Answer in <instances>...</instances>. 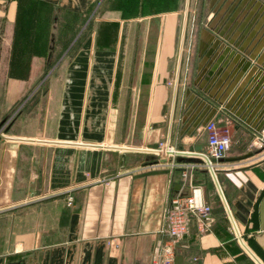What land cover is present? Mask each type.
<instances>
[{"label": "crops", "instance_id": "0c3cea01", "mask_svg": "<svg viewBox=\"0 0 264 264\" xmlns=\"http://www.w3.org/2000/svg\"><path fill=\"white\" fill-rule=\"evenodd\" d=\"M35 1L50 8L55 34L61 14L76 22L50 71L51 49L30 57L25 78L4 77L0 264H150L167 239L170 197L190 188L211 212L204 231L189 214L173 240L180 264H264L244 241L258 231L250 224L264 193V5L232 8L227 58H195L176 92L166 79L178 58L147 67L148 58L118 54L127 20L117 11L87 29L93 0ZM17 5L0 0V58H9ZM208 120L228 129L224 158H237L213 162V175L189 161L205 148ZM163 138L177 153L158 162Z\"/></svg>", "mask_w": 264, "mask_h": 264}, {"label": "rangeland", "instance_id": "374dc122", "mask_svg": "<svg viewBox=\"0 0 264 264\" xmlns=\"http://www.w3.org/2000/svg\"><path fill=\"white\" fill-rule=\"evenodd\" d=\"M131 1L93 0L90 4L88 20L85 22L88 24L87 29H90L96 18L103 15L105 10L117 11L121 19L127 20L124 21L118 54H121L122 58H148L147 67L152 65V58H172L173 62L174 58H178L176 73L174 68L170 69L166 79L167 86L175 82L176 92L179 90L180 80L181 83H184L186 76L187 78L192 77L191 75L188 77L187 74L193 68L195 58H227L232 29V24L228 25V18L232 17V8L249 5L252 8H259L264 5V0H146L145 7L141 8L138 7V4L134 7ZM24 11L23 17L25 18L26 9ZM59 17V30L56 31V34L52 31L54 23L48 26V33L44 32L45 28L42 23H45L47 18L43 17L45 21H42L39 31L34 34L36 35L35 39L31 40L28 45L29 52L33 49L30 56L23 54L25 51H21L20 54L14 51L12 29L9 58H0V102L2 101L4 77L25 78L32 59L30 57L35 55L34 53L45 60L48 52L47 45L52 46L48 60L44 64L43 73H46L50 71L58 57L69 50V40L73 33L71 24L76 22V19L65 14H61ZM60 23L64 24L63 28H60ZM50 32L52 38L49 41ZM17 45L15 44V47L18 49ZM23 63L26 65L25 76H11V74H19L24 71ZM171 72L172 75H170ZM10 117L4 118L3 121ZM256 148H259L257 143L247 147V150L251 152ZM263 190L264 187L260 194ZM257 201L254 206L251 228L257 227ZM205 204L209 206V204ZM244 241L264 263V257L254 246L252 237L248 236Z\"/></svg>", "mask_w": 264, "mask_h": 264}, {"label": "built area", "instance_id": "2783aa9c", "mask_svg": "<svg viewBox=\"0 0 264 264\" xmlns=\"http://www.w3.org/2000/svg\"><path fill=\"white\" fill-rule=\"evenodd\" d=\"M202 129L205 132V149L194 153V157L199 162H192L191 164L212 167L213 163H210L209 160L224 157L230 145V134L227 128L217 127L210 120L205 122ZM257 144L258 146L262 145L261 142H257ZM155 153L159 158H168L173 157L177 151L163 138L158 141ZM195 190L196 188H190L186 194L176 192L170 197L168 208L163 216V232L167 239L157 248L150 264H172L174 258L172 242L185 233L189 214H194L198 218L197 225L200 231L206 229L203 220L210 216V207L202 201L201 194L196 196ZM66 201L69 204L70 197H67Z\"/></svg>", "mask_w": 264, "mask_h": 264}, {"label": "trees", "instance_id": "16d2710c", "mask_svg": "<svg viewBox=\"0 0 264 264\" xmlns=\"http://www.w3.org/2000/svg\"><path fill=\"white\" fill-rule=\"evenodd\" d=\"M131 2L133 3L134 7L138 4V7H141V8L145 7V4L147 3L146 0H139V1L132 0ZM25 9H26V17L24 18L23 14L25 13L24 11ZM43 17L47 18L46 21L43 20ZM42 21H45V23H42ZM46 22H47V25H46ZM41 23L43 24L45 28L44 32L48 33V26L51 25V23H54V15L51 13L50 8L47 7L45 4L37 2L35 0H18L17 13H16L15 21H14L13 35H12V39H13L12 46L14 45L15 52H18V54H20L21 51H25L23 52V54H26V55H29L32 52L33 49L29 52L30 49L27 50V48L31 40L35 39L36 35L34 34L39 31ZM49 35H50L49 36V41H50L52 37H51V34ZM45 40H46V37H45ZM45 40H44V43H45ZM17 42H18V45H17ZM15 44L17 45L18 49L15 47ZM45 47H46V43H45ZM47 49L48 51L50 50V45H47ZM10 68H11V64H10ZM10 68H8V70H10ZM24 69L26 70V65L23 63V70ZM25 70L19 74H15V73L11 74V76L24 77L26 74ZM256 218H257V213H256ZM252 241H253V238H252ZM253 244L258 250V252L260 253V255L264 257V253L260 250V248L256 245L254 241H253Z\"/></svg>", "mask_w": 264, "mask_h": 264}, {"label": "water", "instance_id": "95a60500", "mask_svg": "<svg viewBox=\"0 0 264 264\" xmlns=\"http://www.w3.org/2000/svg\"><path fill=\"white\" fill-rule=\"evenodd\" d=\"M195 151L200 152L201 151V147H197L194 148ZM247 155V154H246ZM237 158H219L217 160H213L210 159L209 162L213 163V162H221V161H232V160H236ZM166 159L163 157H160L158 159V162H164ZM189 161H193V162H199L196 158H193L192 160L189 159ZM210 173L213 175L214 171L211 169V166H207ZM166 169L163 170H152L149 172H145L143 174H151V173H161V172H166ZM257 222H258V231L257 232H253L252 233V238L253 241L256 243V245L260 248V250L264 253V193L262 194V196L260 197L258 204H257ZM180 256H174L173 258V262L172 264H180Z\"/></svg>", "mask_w": 264, "mask_h": 264}, {"label": "bare ground", "instance_id": "6f19581e", "mask_svg": "<svg viewBox=\"0 0 264 264\" xmlns=\"http://www.w3.org/2000/svg\"><path fill=\"white\" fill-rule=\"evenodd\" d=\"M195 194H196V196H197L198 194H200L199 189H196V190H195ZM198 196H199V195H198Z\"/></svg>", "mask_w": 264, "mask_h": 264}]
</instances>
